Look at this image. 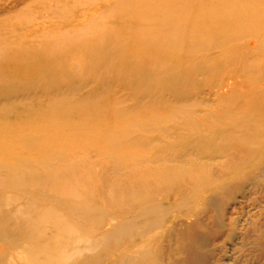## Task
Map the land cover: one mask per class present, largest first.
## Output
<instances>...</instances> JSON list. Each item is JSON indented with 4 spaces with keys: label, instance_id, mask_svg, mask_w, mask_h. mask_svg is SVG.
<instances>
[{
    "label": "bare ground",
    "instance_id": "obj_1",
    "mask_svg": "<svg viewBox=\"0 0 264 264\" xmlns=\"http://www.w3.org/2000/svg\"><path fill=\"white\" fill-rule=\"evenodd\" d=\"M15 1L0 264H264V0Z\"/></svg>",
    "mask_w": 264,
    "mask_h": 264
},
{
    "label": "rangeland",
    "instance_id": "obj_2",
    "mask_svg": "<svg viewBox=\"0 0 264 264\" xmlns=\"http://www.w3.org/2000/svg\"><path fill=\"white\" fill-rule=\"evenodd\" d=\"M18 1V0H17ZM18 2H21L18 1ZM16 5H23V2L17 3L15 0H0V16H2L4 13L13 11V10H17L19 8V6ZM109 97H111L109 95ZM255 198H250L247 197V199L243 202V204L238 207L237 209V214L241 215L243 213L246 212V208H256L261 206L262 210L259 211V213H257V216L259 217V219L264 218V204H261L258 200L255 201ZM260 199V198H258ZM227 243V248H229V250L224 254L227 255H232L235 256V264H250V259H251V255L252 252L247 251V248H243L241 245L237 246V238H232V240L229 239H224ZM217 242H220V240H218ZM247 243V241H245V244ZM4 248H9L8 245H3ZM249 254V255H248Z\"/></svg>",
    "mask_w": 264,
    "mask_h": 264
}]
</instances>
